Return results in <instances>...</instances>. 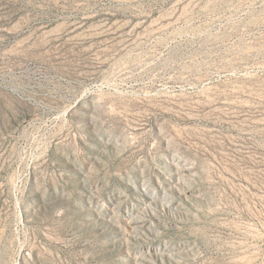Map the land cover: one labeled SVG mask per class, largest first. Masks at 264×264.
Segmentation results:
<instances>
[{
	"label": "rangeland",
	"instance_id": "1",
	"mask_svg": "<svg viewBox=\"0 0 264 264\" xmlns=\"http://www.w3.org/2000/svg\"><path fill=\"white\" fill-rule=\"evenodd\" d=\"M0 264H264V0H0Z\"/></svg>",
	"mask_w": 264,
	"mask_h": 264
}]
</instances>
